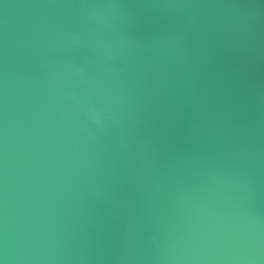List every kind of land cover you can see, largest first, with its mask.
<instances>
[{
    "label": "water",
    "instance_id": "1",
    "mask_svg": "<svg viewBox=\"0 0 264 264\" xmlns=\"http://www.w3.org/2000/svg\"><path fill=\"white\" fill-rule=\"evenodd\" d=\"M0 264H264V0H0Z\"/></svg>",
    "mask_w": 264,
    "mask_h": 264
}]
</instances>
